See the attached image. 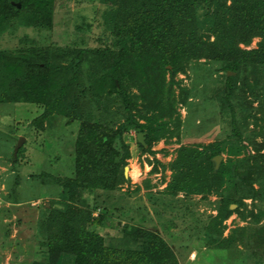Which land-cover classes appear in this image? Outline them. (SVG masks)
Listing matches in <instances>:
<instances>
[{
    "label": "trees",
    "instance_id": "16d2710c",
    "mask_svg": "<svg viewBox=\"0 0 264 264\" xmlns=\"http://www.w3.org/2000/svg\"><path fill=\"white\" fill-rule=\"evenodd\" d=\"M54 1L0 0V35L14 33L18 27L50 29ZM106 1L104 21L109 35L103 46L87 51L52 46L0 51V104L38 105L42 109L39 123L49 121L55 113L80 121L76 173L73 179L62 182V199H72L77 189L111 191L129 182L124 177L128 153L120 155L113 148L116 131L111 125L121 112L124 128L147 133L152 142L156 141L153 127L159 125V116L153 111L155 103L165 100V96V102H159V106L162 112L166 111V101L174 99V75L185 74L190 62L204 60L213 64L215 73H224L220 95L230 113H243V122L249 113L256 127L264 121V0ZM254 38H259L256 49H241V45L249 46ZM81 67L87 68L86 80L81 76ZM208 68L203 69L207 70L205 86L214 83V74ZM229 72L235 75L228 76ZM91 73H100V79L93 78ZM167 73L171 76L168 82ZM239 86L243 93L260 102V108H244ZM131 88L136 89L137 95L130 93ZM182 91L180 102L184 104L188 92ZM139 96L142 105L136 104ZM107 102L113 109L106 107ZM37 121L34 122L38 124ZM236 126L230 139L241 140L243 133ZM22 149L16 152L17 157ZM205 150L208 152L185 147L179 150L178 159L170 164L173 179L166 191L168 195L183 192L204 197L226 185L216 216L211 217L219 240L216 244L221 247L222 223L241 213L245 207L243 200L264 203V154L256 149L257 156L239 159V150L229 151L236 158L221 164L215 172L212 158L219 156L221 150ZM14 157L11 155L16 162ZM252 169L257 177L250 179ZM254 182L259 183V189H254ZM232 205L235 209H231ZM105 212L100 209L91 220L90 213L85 215L65 204L45 216L38 226L45 250L36 264H178L171 249L155 233L146 234L142 250L105 244L99 233L86 227L88 223L90 227L101 226ZM250 216L257 217L252 212Z\"/></svg>",
    "mask_w": 264,
    "mask_h": 264
},
{
    "label": "rangeland",
    "instance_id": "374dc122",
    "mask_svg": "<svg viewBox=\"0 0 264 264\" xmlns=\"http://www.w3.org/2000/svg\"><path fill=\"white\" fill-rule=\"evenodd\" d=\"M107 6L106 0H55L50 29L18 27L14 33L1 34L0 51L42 46L96 49L105 45L109 35L104 21ZM258 42L259 38H254L249 46L240 47L253 50ZM208 66L215 84L211 81L205 86L207 70L203 69ZM81 69L86 80L87 68ZM214 70L213 64L201 60L190 62L185 74L174 75L176 84L171 90L174 99L166 101L165 112L159 106V102H165V96L153 108L159 116V125L153 127L158 139L152 142L145 133V146L138 143L139 132L124 128V118L119 112V119L111 125L116 131L112 145L117 154L128 153L129 182L111 191L77 189L72 199H62L61 187L64 179H73L76 173L75 148L80 121L55 113L49 121L39 123L37 118L42 109L38 105L0 104V264L40 262L45 246L38 233L39 223L65 204L85 215L90 213L91 220L99 215L100 209L106 210L101 226L90 227L88 223L86 227L95 230L105 244L113 247L142 250L146 234L155 233L171 249L178 264H264V203L244 199L242 214H234L222 223L224 240L219 247L211 217L216 216L226 185L204 197L183 192L168 195L166 191L173 179L170 164L178 159L183 147L194 148L199 153H207L205 147L220 149L222 159L217 171L221 164L236 158L229 151L239 150V159L257 156L256 149L264 154V121L256 127L249 113L243 122V113L236 110L233 115L227 110L220 95L224 73ZM90 76L100 79V73ZM169 80L171 76L167 73L166 82ZM183 89L188 92L184 104L180 102ZM239 90L243 93L240 86ZM130 93L137 95L134 88ZM240 100L246 109L260 108V102L248 93L240 95ZM261 103L262 118L264 99ZM136 104L142 105L140 96ZM106 107L113 109L109 102ZM235 124L236 130L243 133L241 140L230 139ZM254 131L257 133L253 134ZM21 137L24 141L19 149H23L17 157L14 149ZM11 155L17 158L16 162ZM248 177L253 179L257 173L252 169ZM253 187L259 189V183L254 182ZM250 212L257 217L250 216Z\"/></svg>",
    "mask_w": 264,
    "mask_h": 264
},
{
    "label": "water",
    "instance_id": "95a60500",
    "mask_svg": "<svg viewBox=\"0 0 264 264\" xmlns=\"http://www.w3.org/2000/svg\"><path fill=\"white\" fill-rule=\"evenodd\" d=\"M16 6L19 8L20 7V4H16ZM233 73L229 72L228 75H232ZM144 135L145 133H138L137 134V140H138V143L142 146H145V143H144ZM24 141V138H20L16 144V147L14 149V154H16V152L18 151L19 147L21 146V144L23 143ZM222 157L221 156H215L214 158H212V162H213V165H214V171H217L218 169V166H219V163L221 161ZM127 171H128V167H125L124 168V177L127 178ZM235 206L232 205L231 206V209H233Z\"/></svg>",
    "mask_w": 264,
    "mask_h": 264
},
{
    "label": "bare ground",
    "instance_id": "6f19581e",
    "mask_svg": "<svg viewBox=\"0 0 264 264\" xmlns=\"http://www.w3.org/2000/svg\"><path fill=\"white\" fill-rule=\"evenodd\" d=\"M128 172V171H127Z\"/></svg>",
    "mask_w": 264,
    "mask_h": 264
}]
</instances>
